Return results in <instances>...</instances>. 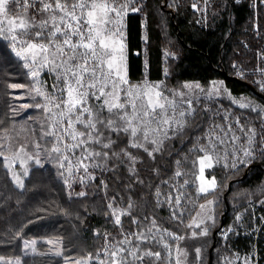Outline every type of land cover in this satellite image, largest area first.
<instances>
[{
  "label": "trees",
  "instance_id": "1",
  "mask_svg": "<svg viewBox=\"0 0 264 264\" xmlns=\"http://www.w3.org/2000/svg\"><path fill=\"white\" fill-rule=\"evenodd\" d=\"M195 1L140 0L139 11H129L127 47L131 82L147 77L166 78L168 85H177L188 80L207 83L222 78L232 93L252 92L264 100L249 86L222 72L237 76L236 62L246 68L264 65V3L260 1L256 18L255 0H207L206 16L203 11L200 16L193 9ZM10 45L0 36V129L6 127L5 133L18 132L11 128L23 120L35 125L33 117H41V110L28 104L34 102L30 95L24 94L23 87L30 84L28 73ZM167 52L174 55L169 62L165 59ZM167 67L170 71L165 76ZM259 83L264 81L260 79ZM14 84L21 87H11ZM220 103V110L198 107L186 130L168 139L164 148L154 151L152 156L143 154L137 173L127 169L123 155L120 158L112 155L131 148L123 134L112 135L115 144L104 166L110 169L105 177L107 193L116 205L129 209L130 213L124 216L129 230L135 231L130 224L135 216L148 221L152 214L163 223L162 228L188 236L191 229L186 219L197 207L196 160L204 154L202 149L210 148L214 142L221 154L228 155L229 162L220 160L207 171L208 176L225 186L220 191L224 222L221 219L212 229V233L218 230L213 264H230L239 256L250 258L251 264H264V116L232 100L221 99ZM38 136L42 141L41 134ZM33 138L29 136L26 140L30 142ZM251 144L254 153L246 156ZM177 172L181 175L177 176ZM101 181L99 176L88 185V195L72 199L57 168L45 162L33 169L28 185L20 190L0 157V254L17 256L23 239L39 238L36 252L26 256L24 264H64L62 258L42 252L47 237L65 239L66 255L93 252L84 244L94 246L96 231H119L109 210L102 205ZM179 196L180 202L175 204ZM159 198L163 199L162 204ZM142 228L140 225L138 229ZM186 241L198 245L201 240ZM213 241L211 234L200 264H208ZM151 246L163 249L159 243ZM144 264L153 263L146 260ZM157 264L165 263L157 260Z\"/></svg>",
  "mask_w": 264,
  "mask_h": 264
},
{
  "label": "snow or ice",
  "instance_id": "2",
  "mask_svg": "<svg viewBox=\"0 0 264 264\" xmlns=\"http://www.w3.org/2000/svg\"><path fill=\"white\" fill-rule=\"evenodd\" d=\"M128 3L129 0L123 3L120 0H0V36L14 42V51L15 42L25 45L15 51V55L25 61L30 60L24 67L31 71L33 79L45 68L56 74L57 83L53 87L58 95L45 96L52 107L36 105L48 114L50 130H42L41 138L51 137L57 144H63V152L59 146L53 151L61 153L69 165L73 164L70 157H75V166L83 168L86 173L89 165L85 161L109 157L115 141L107 134H123L131 148H142L152 156L145 143L162 144L163 140L158 137L167 138L174 123L180 129L184 127V122L174 120L169 111L176 108V101L169 100L157 90L159 85L128 83L123 44L119 42L122 38L119 20L128 11ZM37 4L40 7H36ZM12 5L16 6L15 16L10 15ZM29 8L45 18L39 21L35 17L29 18L26 11ZM131 11L139 9L133 7ZM38 94L44 95L43 92ZM187 103L191 104V101ZM240 106L247 107L244 104ZM179 115L183 117L185 112ZM93 145H99L102 151L90 150ZM159 150V147L153 149ZM120 154L130 161L135 160L125 149H121ZM245 155L250 156L251 153L245 151ZM210 159L209 156L201 159V172L204 160ZM60 166L64 167V163L61 162ZM207 166L211 167V164ZM92 167L100 165L94 163ZM207 190L204 187L200 189L202 192ZM176 201L179 202L178 197ZM116 223H120L119 217ZM109 256V264H137L144 257L159 260L161 253L149 250L139 254V249L133 251L119 247Z\"/></svg>",
  "mask_w": 264,
  "mask_h": 264
},
{
  "label": "rangeland",
  "instance_id": "3",
  "mask_svg": "<svg viewBox=\"0 0 264 264\" xmlns=\"http://www.w3.org/2000/svg\"><path fill=\"white\" fill-rule=\"evenodd\" d=\"M207 0H197L192 6L193 9L196 10L200 16L201 12L205 13L207 11ZM264 3V0H255L254 8L256 13V18L259 13V3ZM121 3L124 0H120ZM132 5V6H131ZM140 0H129L128 3V11L122 15L119 20L120 23V32L122 34V38L119 41L123 44V57H124V65L126 68L127 80L129 85H159V91L163 93L169 100L176 101V108L174 110L170 109V113L173 115L174 120L184 122V127L180 129L178 125L175 123L172 125V128L168 130L167 138L164 136H159L158 139L163 140L162 144L155 145L159 147V149H163L166 145V141L173 136L177 135L179 132H183L186 130L187 126L190 122H192V118L196 114L198 107H206L209 110H220L222 106L220 103L221 99L232 100L240 106L241 104L247 105V107H243L244 109L251 108L255 111H259L264 116V100L255 95L252 92H243L241 94L232 93L231 89L226 85L225 80L222 78H215L207 83L200 82L198 80H188L181 82L175 85H168L166 78L162 79H152V78H144L136 82H131L129 78V70H128V44H127V14L131 11V8H140ZM203 6V9L201 8ZM13 11L10 13L11 16H15L16 6H11ZM36 7H40V5H36ZM27 16L29 18L35 17L36 21H39L44 16L37 14L34 9L29 8L26 10ZM203 18V17H200ZM206 20L207 17H204ZM146 25V23H145ZM258 28V24L256 25ZM4 38L3 36H1ZM5 39V38H4ZM22 39H29L28 37H23ZM10 42V46L12 48V42L10 39H6ZM16 43L15 51H19L25 45ZM13 50V48H12ZM13 50V52L15 53ZM17 57V56H16ZM169 57H174V55L170 52L166 53V62H169ZM19 58L23 66L25 63H29V61H25L21 57ZM237 67L236 74L240 78H245L250 82H255L254 85L260 87L261 91L264 93V83L260 84L259 80L264 81V65H257L256 67L246 68L241 62L235 63ZM25 68V67H24ZM28 73V77L30 80V84H28V88L23 87L26 92L24 94H28L31 96L33 103H28L30 106H33L39 110H41V117L36 118L33 117V124L31 121V125L29 122L23 120L17 123V126L11 128V130L18 129V132H7L6 127L0 129V157L3 159L4 168L9 174L10 179L14 183V185L20 190L25 189L28 185V180L32 171L35 167L43 165L45 162L52 163L57 170L59 171V175L66 185L67 192L72 199H78L84 197L89 194L88 185L96 181L99 176H102V194L104 204L106 208L110 212V216L112 219L113 225L119 228V231H111L109 233L104 232L100 233L96 231L95 237L97 239L94 242V246L86 243V248H91L93 252H88L85 255H66L65 254V242L62 237H47L44 238L43 251L46 254H50L52 256H57L63 259L64 264H101V261L104 264H109L110 256L109 254L112 251H115L119 247L130 248L133 251L139 249V254H143L145 251L152 252H160L161 258L159 261H163L165 264H200L203 262L206 254V244L207 242H211V234L212 229L220 224V221L224 219V216L221 218V213L224 210V206L222 205L221 192L224 190V185H219L218 179L215 177H210L207 174L209 168H212L215 164H217L220 160L223 162L228 161V155L224 156L222 151H218L215 148V143L212 142V146L208 148L207 146L203 148L204 154L198 157L196 160L197 165V182L196 189L198 191V196L194 202H197V207L194 213L186 219L187 224H189L191 229V234L188 236L180 235L171 231L170 229L162 228L163 223L159 221L152 214H149L150 219L145 221L141 218V216H135L131 221V225L134 227L135 231L129 230L125 227L126 221L124 220V216L130 213L128 208H122L114 203V201L108 196L107 186L105 177L109 172V168H104L106 165V159L101 157H96L94 160L85 161L89 165L87 173L84 172L83 168H77L75 166V157H70L73 160V164L69 165L67 161L63 160L61 153L53 151L55 147H61V151H64L63 144H57V142L51 137H44L41 141L38 134L42 135L43 131L50 130L49 123L47 121V113L43 111L42 108L36 107V105H46L47 107H52V104L48 103L45 100V96H56L58 93L53 87L56 81V74L50 72L47 68L40 70L39 75L33 79L31 75V71L28 68H25ZM169 68L167 67L164 71V75H169ZM185 85H190L191 87H185ZM198 85V87H196ZM38 92H43L44 95L38 94ZM178 93L183 94L177 95ZM183 99V103L181 100ZM187 101H191V104H188ZM180 112H185V115L181 117L179 115ZM155 127V125H153ZM166 129L168 126H164ZM20 135L21 137H19ZM110 138L115 140L111 134ZM34 137L30 142H27V137ZM209 143V142H208ZM36 144H39V147H36ZM145 147L148 148V151L154 152L153 149L150 148L148 143H145ZM212 148V150H211ZM90 150H94L97 152L102 151L99 145H93ZM126 151L130 152L133 157H135L134 161H130L127 156L123 155V162L126 165L128 170L134 171L137 173L138 164L143 159V154L148 153L145 152L142 148H127ZM107 151V150H104ZM246 151L251 154L254 153V148L252 144L247 147ZM116 157L120 158V153L115 152ZM67 155V153H65ZM79 154V152L77 153ZM238 156V154H236ZM110 156V153H109ZM205 156H209L210 160H204V168L203 172H201V159ZM39 160V163L36 161ZM64 163V167L60 166V163ZM99 164L100 167H92L93 164ZM211 164V167H208L207 164ZM115 167V166H114ZM22 185V186H21ZM201 187L207 188V191H200ZM221 191V192H220ZM80 193H84L83 196L79 195ZM220 193V194H219ZM158 194V193H157ZM200 194H203L202 198H200ZM170 197H172L170 195ZM99 199V197H97ZM180 199V196H179ZM180 202V201H179ZM179 202L175 204H179ZM163 203V199L159 198V204ZM174 212L172 213V216ZM119 217L120 223H116V219ZM140 225H143L142 229H138ZM206 233V234H205ZM179 237H183V239H179ZM188 238H192L193 241L201 240L198 245H194L192 241H186ZM129 241V243H122L123 241ZM39 238H26L23 239L21 245V253L17 256H6L0 254V264H24L25 257L29 254H34L37 250V246H39ZM204 241V244H200ZM159 243L162 245L161 250H155L151 245ZM167 245V247H165ZM199 249V252H197ZM195 251V252H194ZM57 252L60 254L57 255ZM195 258V260H194ZM151 260L153 264H157V260L154 257H144L142 262H137V264H144V261ZM252 260L250 258H245L243 256L237 257L235 260L230 261V264H251Z\"/></svg>",
  "mask_w": 264,
  "mask_h": 264
},
{
  "label": "water",
  "instance_id": "4",
  "mask_svg": "<svg viewBox=\"0 0 264 264\" xmlns=\"http://www.w3.org/2000/svg\"><path fill=\"white\" fill-rule=\"evenodd\" d=\"M223 74L226 76V77H233L235 79H237L238 81L246 84L247 86H249L254 92H256L257 94H259L260 96L264 97V94L262 92H260L253 83L247 81V80H244L242 78H240L239 76H234V75H229L225 70H222ZM247 174L245 173L244 174V177L246 176ZM232 182H230V185H231ZM225 199H226V202H227V210L230 209V205L228 203V200H227V193L225 194ZM224 221H222V224H223ZM217 232L218 230H215L214 231V241H213V244L212 246L210 247L209 249V253H210V256H209V261H208V264H213V259H214V254H213V250H214V247L216 246V240H217Z\"/></svg>",
  "mask_w": 264,
  "mask_h": 264
}]
</instances>
